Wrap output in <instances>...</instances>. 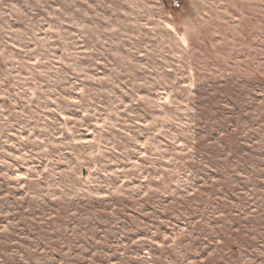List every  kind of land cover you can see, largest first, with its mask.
<instances>
[{
  "label": "rangeland",
  "instance_id": "374dc122",
  "mask_svg": "<svg viewBox=\"0 0 264 264\" xmlns=\"http://www.w3.org/2000/svg\"><path fill=\"white\" fill-rule=\"evenodd\" d=\"M0 264H264V0H0Z\"/></svg>",
  "mask_w": 264,
  "mask_h": 264
},
{
  "label": "built area",
  "instance_id": "2783aa9c",
  "mask_svg": "<svg viewBox=\"0 0 264 264\" xmlns=\"http://www.w3.org/2000/svg\"><path fill=\"white\" fill-rule=\"evenodd\" d=\"M174 6L177 7V8H180L181 5H180L179 2H175V3H174Z\"/></svg>",
  "mask_w": 264,
  "mask_h": 264
}]
</instances>
